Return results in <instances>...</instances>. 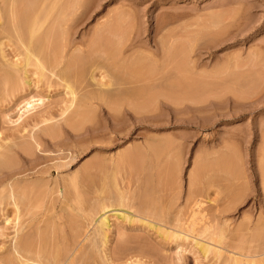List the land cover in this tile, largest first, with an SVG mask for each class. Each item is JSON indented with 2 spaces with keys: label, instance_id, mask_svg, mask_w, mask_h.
Masks as SVG:
<instances>
[{
  "label": "rangeland",
  "instance_id": "1",
  "mask_svg": "<svg viewBox=\"0 0 264 264\" xmlns=\"http://www.w3.org/2000/svg\"><path fill=\"white\" fill-rule=\"evenodd\" d=\"M3 3L4 2L0 0V10H2L1 6ZM122 10H124V12H128V14L127 12L124 13V18L122 16ZM120 12L121 14H119ZM115 14L116 16L118 15L117 17H115L117 18L116 20H118L119 16L121 15L119 22L128 19V21L126 20L128 24L125 23L126 21L121 22V24H124V26L122 25V32L120 29L122 36H118L121 39L119 40V42H124L125 44H123V46L121 44V46L119 47L120 49H123H121L123 51L122 60L119 63L121 68L123 63H127V65L133 63L132 67H134V65H136V59L140 56L144 58L147 57V61H150L152 63L157 62L158 65H162L163 63L164 66V70L162 71L164 73L162 75H157L158 77L154 75L153 78L155 77V79H151V83H147L145 80L140 78L141 80L146 82V84L140 81L139 77L130 75L127 71L126 72L128 74L124 72V70H122L124 68L121 69L119 66H117L119 67V70L117 72V67H115L113 73L118 74L119 78L121 75V78L125 80V83L124 80H122L124 85H121V87L124 86L122 88L123 92H125L124 89L126 87L125 90H129L127 91V94H130L129 96L132 97V99L134 98L133 101H131L132 99H130L129 101L132 103V105L135 100L136 102H138V104H141L140 101L142 100L139 101L140 98H138V96L142 98V95H145L146 92L148 93L149 91V93H153L154 91L156 93L157 90L158 92H160L159 89L162 88L164 89H162L161 91H164L165 94L168 93L171 95L168 97L164 96V99L161 97L158 103L155 102V104L154 101H152L153 103L151 104V107L147 108L148 111L142 109L139 112L137 110L135 111L134 108L132 109L131 107L130 108L132 110L130 108H128L129 110L122 109L124 112H121V110L118 111L117 114L116 112L112 111V114H114L113 116L115 117H113V119L115 120H112L111 115V118L109 119L107 111H109L110 109L108 110V107H106V105L103 106L105 108V111L104 108L100 106L98 107V104L88 105L87 107H90V116L94 117L90 119L91 121L87 122L88 124L85 123V126L81 131H74L69 126H65L67 129H65V131H61L60 136L55 139H51L49 136L43 135L42 129L49 124H54L55 122L63 123V120H65V118H67V116L72 113L71 111L63 113L65 107H72L73 104L71 100L74 97L71 96L70 93H68V89H66V87L64 86L66 80L60 79L56 74L51 75L48 70V72H46L47 75H45L46 77H40V79L38 74L33 76L30 75V78L32 80L34 78V80H36H33V86L26 83L23 85L22 82H24V80H20L22 81V84L20 83L22 87L19 85V88L17 87L16 91L12 92L9 89H1L0 158L8 156L9 161L4 167L1 168L0 179L3 177H13L11 181L15 179L17 181H14V187H12L14 188V190L12 188L9 190L8 187L4 189L1 188L3 190H7L3 191V195L0 194V198L2 197L0 199V260L7 253H10V249H12L11 247L13 246V241H15L18 235H21V231L22 234L25 233V225L27 226L28 224H30L31 226H29L31 228H29L28 226L27 228L30 231H33V233L37 234V238L34 234L35 237H33V245H35L34 247L38 249H34L37 256H34V253L31 254L33 256L30 255L31 258H34V260L36 261H33L34 263L32 262L31 264H37V261H42L44 264H51L49 263V261L54 259L55 256H53V258H50L49 261L47 260V258L52 256L53 249L61 248V251L58 250L61 254H58L59 256L64 255L62 249L66 245L70 246V244H72L73 242V239L76 240L75 237H71V235H77L75 233H78V225L83 226L81 224L83 221V223H87H84V225L86 224L85 228L87 227L88 230L86 229V231L85 228L83 229L82 227H80V229L82 228L83 234L81 236L82 239L80 238L79 240H81L82 242V251L85 252L84 254L87 253V259L85 258V261L90 259L89 262L93 260V264H103L104 262L101 263L100 257L101 255L103 256L104 253L102 254L101 252H104L105 248H103L104 250L102 249V247L98 248L99 250L97 251L94 249V252L97 253V255L95 254V258L99 257L96 258L95 262L94 257L93 259L91 258L92 251L89 250L91 248L90 242L85 241L88 240L87 236H90L94 228L96 227H94V225H98L97 222H99V217H97L93 221L92 218H84V216L87 215V212H89V210L90 212H92L93 208L90 209V205L91 207H94V201L98 197V194L96 193L99 192V187L104 184L102 182L105 181H103V179H106L107 181L110 176H116L119 178L116 179L117 183L120 180V182L118 183L119 187L120 183H122L121 186H125V183L127 185L128 180H130L131 183L128 181L130 184H132L133 182V185H135L136 187L138 184H134V180L137 183L139 181H137V179H140L141 181V177L146 179V177L153 176V183L157 182V184L155 183L156 185H158L157 187H159L160 184L161 188H163H160L162 191L159 188V190L157 189V192L160 191V193H158L161 194V196L157 197L158 199L161 198L162 200L160 201L163 202L162 205L159 204L160 201L158 202V204L160 205L158 206L159 210H162L165 213L166 210L168 211L171 208L167 216H172V214L170 213L176 214V216L173 214V220H171L170 217L169 219L177 223V229H175L176 227L175 225H173L176 223H173L171 225L172 227L170 226V223L168 221H166L167 223L165 222V224H163L165 220H169L166 216L165 218H163V220L165 219L163 223H161L162 221H160L159 219L155 220L153 217H151V215H148V217L150 216V221L159 223L161 226L165 227L169 231L171 230L174 233H181L180 231H183L185 229L188 231L196 209L197 211H199L198 205L193 206L195 202L193 204L192 202H187L190 200L188 199V193H190L191 189L193 188L192 184L190 185L192 180L191 177L194 175L193 173H195L198 164L200 165V163L198 162H200V160H202L203 162L204 160L205 165H207L208 167V169L205 170L208 173L206 174L204 171L206 176L205 174L203 175L205 179V181L204 179L203 181L206 182L207 180V185H210V187H208L207 185H203V181L201 180L203 187L201 188V185H199V188H201V192L204 187L207 189H204L206 191H203L202 196L206 195L209 192L206 196L203 197L202 201L204 202V204L202 203V207L204 206L203 209L207 208V210L204 211H209L208 209H211L210 211L214 212V214H219L218 217L220 219L217 218L216 220L219 221L220 225L218 224V226H216L217 224H214V226L216 228L218 227L217 229L220 230V226L223 228L224 225V233L226 234L227 232L228 234L226 235L225 240H223L226 241L225 244L222 243L224 244V246L221 244L224 250L223 258L222 256H217L214 252H211L210 254L208 253V255L205 256L203 255L204 253L200 250V248L195 245L197 240L203 242L206 241L204 243L214 245L213 241L210 240L211 238L209 235L207 236L209 237V239L207 238V240L205 237L207 234H202L205 235L202 236L200 233H198L197 228L200 227L198 223V225H196L197 228L195 227L197 232L188 231L190 236L187 235V239L182 235V238L180 237L179 240L176 237H169L167 238V240H165V238H162L159 236V234L155 233V230H151L148 226L140 225V222L130 224L128 222L122 221L121 219H119L118 221V218L112 217L110 219L112 226L109 232L110 238H112L110 239L109 248L112 249L114 246L115 249L116 243L119 244L118 241L121 242L120 237L118 236V234L121 235V233H119L118 230L124 227L125 232L127 233L124 232L123 234H125L126 236L122 237L123 239L128 238V243L125 240L123 241L126 242L127 246L130 245L131 247L135 248L134 249L128 246L130 247V249H132L130 250L127 247L129 249V253L130 251H134L133 255L132 253L128 255V250H125L126 252H124L123 250L119 254L117 253L116 258L114 257L115 260H117L114 261L116 262L115 264H118V261L120 264H131L134 261L133 259L136 258H133V256H135L137 253L136 249L138 248L136 247L138 245H145L144 248L147 249V253L145 254V256L144 254L138 255V258L145 257V259L141 258L142 261H146H144V264H264V192L262 185L263 180L261 178L264 172V0H88L87 5L79 14L80 16L78 22L74 25V31L78 32L79 34H74V31L71 29V31H73L71 32L72 39H74V42L77 43L72 50L80 48L82 46L85 47V45L88 43V40L94 36L95 30H97L99 26L101 27L103 23H106L107 20L112 18L113 15L115 16ZM125 16H128V18H126ZM131 17L133 20L131 19ZM119 22L117 21V23ZM109 31L112 32V30ZM109 31L106 33L104 31L102 34H105V36L102 37L105 40H109L110 38L112 41H118V39L116 40V35L120 34V32L116 34L115 32L118 31L116 30L115 32L113 31V33L115 34H110ZM113 35H115V38L113 37ZM85 41L86 44H84ZM6 49L7 53L9 52V50L11 52L8 53L7 59L10 58L9 60L17 61L16 58H21L22 55L19 57L13 56H18L17 53L20 52V49L16 52L15 49L18 48L15 44L12 47L10 46ZM99 57H96L98 60L95 58V62L97 63V65H101L100 63L106 61V59H103L102 56ZM21 59H19V62ZM89 62L87 63L88 65L82 68L83 70L80 69L79 72V75L82 76H79L78 78L81 87H84V85L87 84L86 82H88V84L93 82L90 77H87L86 73L88 71L86 68L89 66ZM95 62L92 61L93 64L91 63L92 65H90V67L94 66ZM174 65H177L178 67L176 71ZM90 67H88V69ZM31 69L35 70V67L34 69L33 67H31ZM105 71L106 69L104 68L103 70L98 69L97 71H95V74L97 76L96 78L98 80H96L97 82H109L111 77L109 78L108 73H105ZM76 73L73 72L74 76L72 75V77L70 76V74L69 78L77 80L74 78L76 76ZM197 78L199 81L197 80ZM66 79L70 80L68 78ZM96 81H94L92 84H94ZM173 86L175 87L174 90ZM203 87L205 89H203ZM142 92L144 93L142 94ZM222 93L224 95H222ZM33 95H35V97H40L41 95L46 96L45 103L41 105V107L39 106L35 110H32V112L30 111L29 113L24 114L22 116L23 118H20V115H22L21 113H24L25 109V107H23V100ZM133 96H135L136 98ZM172 97H174L175 99ZM242 99L245 100L242 101ZM135 105L137 106V104ZM147 105L150 106V103H148ZM74 108H76L75 105ZM72 110L74 109L72 108ZM44 111H47L48 113L50 112L48 114L49 116H47L50 118V121H48V118L47 121H44L42 119L44 121L42 122L41 112ZM115 114L117 117L115 116ZM51 116L53 117V119ZM60 120L63 122H61ZM116 127L118 128V131ZM112 128L115 129L112 131ZM102 130L105 133L108 131L109 132L107 133V135H104V132ZM97 132H99V134ZM95 134L98 135L95 136ZM165 139L167 143L164 142ZM162 143L164 145H162ZM139 144L141 145V148H138V146L140 147ZM163 146L165 148H162ZM132 149L137 150L136 153L138 155L134 153L135 157L130 158L131 161L128 159L127 161L122 160V162H119V155L121 156V154L125 153V151H131ZM230 150H233V153ZM168 153L170 156L168 155ZM112 156L117 157L116 164L108 160V158L111 160ZM150 160H152L153 163ZM205 160H207V163ZM208 162L210 167L208 166ZM151 164L153 165L151 166ZM232 169L236 170L233 171ZM18 177H21L20 180L22 179V182L24 180L27 181L22 184L20 183L21 181H19ZM73 177L79 179L81 181V185L79 184V180H76L78 182L77 185V182L75 183V179ZM9 181L10 180H8L7 183H9ZM73 181L74 185H76L77 187L80 186V190L77 188L78 193H75L76 189H74L75 186L73 185V183L69 184V182ZM140 181L139 183H141L142 181L144 182V180H142L141 182ZM129 183V186H127L129 188H132L130 187L131 185ZM26 187L29 188L27 189ZM128 187L126 188L129 190ZM135 187H133V189ZM230 187L233 189L238 188L233 191H235L236 198L240 197V200L237 199V201H235L236 199L232 198L235 196L229 194L232 191V189H229ZM243 187L245 190L243 189ZM68 188L70 190H68ZM124 188L125 187H123V189ZM21 189H23V191ZM54 189L56 192L53 191ZM82 189L84 192L81 191ZM95 189H98V191ZM225 190H227L228 192H225ZM12 191L15 197L12 195ZM69 191L72 192V194ZM80 191L82 194L86 192L85 195L87 196H81L82 200L84 198H87L89 200L84 199L83 201L79 200L77 202L76 199L80 198ZM21 192L22 194H25L22 195ZM177 192L179 193L177 194ZM67 193L71 195V198L77 197V194L79 195V197L73 200L69 197V195L67 198ZM126 193H128V191ZM238 193L240 194L236 195ZM92 194L94 196H92ZM63 195L66 200L65 198H62ZM72 195H74V197ZM241 196L243 199L241 198ZM21 197L23 198L21 199ZM15 198L17 199L18 203ZM67 199L73 201L71 202ZM63 200H65L66 203ZM233 200L235 202H233ZM86 201H91L94 203H87ZM16 203L18 207L15 206ZM232 203L236 204L233 205ZM66 204H69V207L67 205L68 208L66 206L64 207V205ZM84 204H86V206ZM227 205L229 206V210L227 211L228 213L223 212V214H220L223 211V208L225 209ZM231 205L232 209L230 210ZM61 207L65 208L64 211L66 210V208L67 211L68 209L70 211H73L76 216H78L77 214L80 212L79 216L81 218H78V222L79 220H82L80 221L81 223H75L77 222V218L76 216H72L73 218H76V220L74 221L75 226H78L77 229L74 227L73 230H77L74 232V234L73 230H69L71 229L69 225L71 223L73 224V222H69L68 218L70 214H74L71 212L70 214L67 213L68 219H66V213L63 211V209L61 210ZM72 207H76L77 209L73 210ZM167 207L169 209H167ZM192 207H196L194 208L195 210ZM79 208H81L80 211ZM164 208L166 209L164 210ZM218 208L222 209L220 210L221 212L218 211ZM6 209L8 210L6 211ZM203 209L200 210L203 211ZM18 211L21 213V215L18 214ZM134 212L135 213H133L132 211L131 214L137 216L136 211ZM6 213H8L9 215L6 216ZM93 213L94 210L91 215H89V217L92 216ZM15 214L21 216V219L18 220V217ZM5 216L6 218H10L9 221H6ZM52 216L54 218H51ZM177 216L181 218V220L178 219ZM175 217H177L180 223H182V225H179V227V221L174 220ZM87 219L93 222L91 223L90 221V223H88L89 221H87ZM13 220H15V222ZM17 220L20 222V224H17ZM216 220L214 221L215 223H217ZM22 223L23 225H25L23 226ZM89 224H91V226ZM18 225H20V229L18 228ZM73 225L71 227H73ZM185 225H187L188 227H185ZM23 227H25V230ZM253 227L256 229H254ZM28 229L27 231H29ZM31 229H34L35 231L37 229V232H34V230ZM124 229L121 230L124 231ZM217 229H214L216 233L219 232ZM17 230L20 234H18ZM69 234L71 235L68 239ZM194 234H197L198 236ZM192 235H194L196 239L193 238L194 236ZM67 239L69 240L68 243ZM192 239H194V241ZM85 243H88L90 247H87ZM256 244H258L259 246ZM8 247L10 249H8ZM68 248V251L65 248L64 250L69 252ZM42 249L44 250V253H42ZM48 249L51 251V256L48 253L46 254V257H48L44 258L45 256H43V254L45 255V251L46 253L50 252L48 251ZM84 249L87 250L84 251ZM56 251L55 254H57ZM98 251H101V254H98ZM229 256L230 258H227ZM218 257L219 259L217 260ZM233 257L240 260H237L236 262ZM125 259L127 260V262ZM32 260L33 259H31V261ZM128 261H130V263ZM84 263L85 262L83 261V263L81 262L80 264ZM0 264L3 263H1L0 261Z\"/></svg>",
  "mask_w": 264,
  "mask_h": 264
},
{
  "label": "bare ground",
  "instance_id": "2",
  "mask_svg": "<svg viewBox=\"0 0 264 264\" xmlns=\"http://www.w3.org/2000/svg\"><path fill=\"white\" fill-rule=\"evenodd\" d=\"M2 2H4L3 4H2V6H1V8H2V10H0V91H1V89L2 90H4V89H9L10 91H16V89H17V87L19 88V85H20V83L24 80V82H22L23 83V85L26 83V84H30L31 86H33L32 85V83H33V80L35 79H31L30 78V75H39V79H40V77L41 78H43L45 75H47V73L46 72H48V70H49V73H51V75H57V77H59L60 79H62V80H66V83H64V86L66 87V89H68V93H70L71 94V96H74L73 97V99L71 100V102H72V107H70V106H68V107H65L64 108V111H63V113H65V112H67V111H71L72 113L69 115V116H67V118H65V120H63V121H61V122H63V123H54V124H49V125H47L45 128H43L42 130H43V135H46V136H49L51 139H55V138H57L58 136H60L61 134V131H65V129H67L66 127L67 126H69L70 128H72L74 131H81L83 128H84V126H85V123L86 124H88L87 122H89V121H91L90 119L91 118H93L92 116H90V107H87L88 105H93V104H98V107L100 106V107H102V108H104L103 106L104 105H106V107H108V110L109 111H107V109H106V111L108 112L107 114H108V117H109V119L112 117V120H115V119H113V115L114 114H112V111H114V112H116V114H117V112L118 111H121L122 109H124V110H129L128 108H134V110L136 111H139L140 112V110H142V109H145V110H147L148 111V107H151V104L153 103L152 101H154V104H155V102H157L158 103V101L160 100V98L162 97H164V96H170L171 94H168V93H166L165 94V92L164 91H161L162 89H164V88H162V89H159L160 90V92H158V90H157V92L155 93L153 90V93L151 92V90H150V92L151 93H149V91H148V93L146 92V94L144 95L143 93L144 92H142V98L140 97V96H138V98H140L139 99V101L140 100H142V101H140L141 102V104L139 103L138 104V102H136V100H135V102H133V105H135V104H137V106L135 107V106H133L132 105V103L129 101L130 99H132V97H130L128 94H127V91H129V90H125L126 89V87H125V89H124V91L125 92H123V90H122V88L124 87V86H122L121 87V85L123 84L124 85V83H125V80L124 79H122L121 78V75H120V78H119V75L118 74H116V73H113L114 72V69H115V67H117V66H119L120 68H121V66H120V62H121V60H122V50L119 48L120 46H121V44H122V46H123V44H124V42L123 41H121V42H123V43H120L119 42V40H121L120 39V37H118V36H122V34H121V32H122V27L124 26V24H121V22H125L126 20L128 21V19H126V20H123V21H121V22H119V19H120V16H119V19L118 20H116L117 18H115V17H117L119 14H121V12L116 16V14H115V16L113 17L112 16V18H110L109 20H107V22L106 23H103V25H101V27L99 26V28L97 29V30H95V33H94V36L92 37V38H90L89 40H88V43L86 44V41H85V43L84 44H86L87 45V47H86V45H85V47L84 46H82V44H81V46L82 47H80V48H77V49H74V50H72L73 49V47L77 44V43H75L74 42V39H72V35H71V32H73L74 31V25H75V23H77L78 22V19H79V14H80V12L82 11V9L87 5V3H88V0H2ZM127 4V3H126ZM88 8V7H87ZM132 10V9H131ZM123 11V14H122V16L124 15V13H126V12H124V10H122ZM137 12V11H136ZM114 13H115V11H114ZM113 13V14H114ZM127 14H128V12H127ZM131 14V13H130ZM129 14V15H130ZM136 15V14H135ZM82 16V15H81ZM84 16V15H83ZM137 16V15H136ZM126 17V16H125ZM123 18H124V16H123ZM126 18H128V16L126 17ZM83 19V18H82ZM131 19H132V17H131ZM121 20H122V17H121ZM130 20V19H129ZM133 20V19H132ZM171 20V19H170ZM83 21V20H82ZM117 21L119 22V23H117ZM127 21L125 22V23H127ZM121 26H120V25ZM128 24V23H127ZM126 24V25H127ZM77 25V24H76ZM82 25V24H81ZM123 25V26H122ZM131 25V24H130ZM71 29L73 30V31H71ZM115 29V30H114ZM120 29H121V32H120ZM174 29V28H173ZM78 30H80V29H78ZM109 30H112V32L111 31H109V33L111 34V33H113V31L115 32L116 30H118L117 32H115L116 34L117 33H119L120 32V34H117L116 35V40L118 39V41H112L110 38H109V40H105L102 36H105V34H102L104 31H105V33L106 32H108ZM134 30V29H133ZM178 30V29H177ZM89 31V30H88ZM124 32V31H123ZM74 34L75 33H77V34H79L78 32H73ZM115 33H113V34H115ZM136 33V32H135ZM170 33V32H169ZM93 34V33H92ZM128 34V33H127ZM161 34V33H160ZM168 34V33H167ZM108 35V34H107ZM111 37V36H110ZM113 37L115 38V35H113ZM112 37V38H113ZM163 37V36H162ZM108 38V37H107ZM114 40V39H113ZM159 40H161V39H159ZM158 40V41H159ZM126 41V40H125ZM120 44H119V43ZM129 42V41H128ZM131 42V41H130ZM166 42V41H165ZM171 43V42H170ZM16 45V47L18 48V49H15L16 50V52H17V50H19L20 49V52L19 53H17V55L18 56H16V55H13V56H15V57H19V56H21V58L19 57V59H21L20 60V62H19V59L18 58H16L17 59V61H13V60H9L10 58H8L7 59V56H8V53H11L10 52V50H9V52L7 53L6 52V48H8V47H12L13 45ZM125 45V44H124ZM166 46H167V43H166ZM78 47V46H77ZM124 48V47H123ZM189 49V48H188ZM187 49V50H188ZM14 50V49H13ZM12 50V51H13ZM174 50H175V48H174ZM173 50V51H174ZM184 50V49H183ZM167 51V50H166ZM165 51V52H166ZM128 52V51H127ZM171 52V51H170ZM169 53V52H168ZM136 54V53H135ZM173 54H175V53H173ZM172 54V55H173ZM139 55V54H138ZM142 55V54H141ZM171 55V56H172ZM184 55V54H183ZM9 56H10V54H9ZM13 56H12V59H13ZM99 56H102V58L104 59H106V61L105 62H103V63H100L101 65H97V63L95 62V60L97 59L96 57H99ZM105 56V57H104ZM176 56V55H175ZM186 56V55H185ZM96 58V59H95ZM137 58V57H136ZM94 59V60H93ZM99 59H100V57H99ZM127 59V58H126ZM98 60V59H97ZM102 60V59H101ZM131 60V59H130ZM134 60V59H133ZM148 59H147V57H138L137 59H136V65H134V67H132V65H133V63H130V65H127V63L125 64V63H121L122 64V68H124V69H122V70H124V72H128L130 75H135V76H137V77H139V79L141 78V79H143V80H145L147 83L148 82H150V80L151 79H155V77L153 78V76L154 75H162L164 72H162L163 70H164V66H163V63H162V65H158L157 64V62L156 63H152V62H150V61H147ZM157 60V59H156ZM90 61V62H89ZM92 61L93 62H95V64H94V66H92V67H90V65H92L93 63H92ZM89 62V66L88 67H90L89 69H88V67L86 68L88 71L86 72L85 70V72L87 73V77L89 78H91L92 79V81L94 82V81H96L97 80V76H96V74H95V71H97L98 69H102L103 70V68L104 69H106V71H105V73H108V75H109V78H110V80H109V82H102L101 83V81H99V82H95L94 84H92V83H89L88 84V82H86L87 84H85L84 85V87H81L80 85L81 84H79V80H78V78H79V72H80V69H82V68H84V67H86V65H88L87 63ZM107 62V63H106ZM124 62V61H123ZM184 62V61H183ZM92 63V64H91ZM135 64V63H134ZM138 64V65H137ZM185 64H186V62H185ZM184 64V65H185ZM136 66H138V67H136ZM183 66V65H182ZM31 67H33V69H34V67H35V70H32L31 69ZM119 67H117L116 68V70H117V72H118V68ZM174 67H175V71H176V69H178V67H177V65H174ZM180 67V66H179ZM83 70V69H82ZM166 71V70H165ZM73 72L74 73H76V72H78V73H76V76L74 77L75 79H77V80H73V78L72 79H70L69 78V75L72 77V75L74 76V74H73ZM84 72V73H85ZM126 72V73H127ZM160 72H162V73H160ZM186 72V71H185ZM31 73V74H30ZM102 73V72H101ZM104 73V74H105ZM113 73V74H112ZM127 73V74H128ZM171 73V72H170ZM176 73V72H175ZM24 74V75H23ZM78 74V75H77ZM100 74V73H99ZM124 74V73H123ZM172 74V73H171ZM50 75V74H49ZM50 75V76H51ZM83 75V74H82ZM174 75V74H173ZM31 76V77H32ZM36 77V76H35ZM46 77V76H45ZM80 77H82V76H80ZM86 77V78H87ZM99 77V76H98ZM107 77V76H106ZM126 77V76H125ZM158 77V76H157ZM156 77V78H157ZM199 77V76H198ZM213 77V76H212ZM58 78V79H59ZM66 78H68V79H70V80H67ZM101 78V77H100ZM134 78V77H133ZM38 79V78H37ZM80 79H82V78H80ZM90 79V80H91ZM112 79V80H111ZM136 79V78H135ZM140 79V81H142L144 84H146V82H144L143 80H141ZM208 79V78H207ZM20 80H22V81H20ZM48 80V79H47ZM61 80V81H62ZM88 80V79H87ZM86 80V81H87ZM102 80V79H101ZM122 80H124V83L122 82ZM191 80V79H190ZM197 80H198V78H197ZM34 81H36V80H34ZM42 81V80H41ZM108 81V80H107ZM133 81V80H132ZM199 81V80H198ZM39 82V81H38ZM83 82V81H82ZM85 82V81H84ZM139 82V81H138ZM167 82V81H166ZM19 83V84H18ZM21 83V84H22ZM151 83V82H150ZM163 83H164V81H163ZM193 83H194V81H193ZM192 83V84H193ZM143 84V85H144ZM196 84V83H195ZM200 84V83H199ZM152 85V84H151ZM169 85V84H168ZM210 85V84H209ZM21 86V85H20ZM36 86V85H35ZM191 86V85H190ZM22 87V86H21ZM20 87V88H21ZM150 87V86H149ZM160 87V86H159ZM158 87V88H159ZM174 87V86H173ZM175 87H176V85H175ZM175 87L173 88V90L175 89ZM219 87V86H218ZM225 87V86H224ZM223 87V88H224ZM166 88V87H165ZM168 88V87H167ZM179 88V87H178ZM133 89V88H132ZM171 89H172V87H171ZM203 89H205L204 87H203ZM144 90V89H143ZM202 90V89H201ZM8 91V90H7ZM67 91V90H66ZM146 91V90H145ZM167 91V90H166ZM180 92V91H179ZM217 92V91H216ZM129 93V92H128ZM171 93V92H170ZM176 93V92H175ZM214 93V92H213ZM127 94V95H126ZM168 94V95H167ZM141 95V94H140ZM177 95V94H176ZM212 95V94H211ZM222 95H224L223 93H222ZM129 96V97H128ZM190 96V95H189ZM26 97V96H25ZM37 97V96H36ZM35 97V95H33V96H29V97H27L25 100H23L24 101V105H23V107H25V109H24V113H21L22 115H20V118H23L22 116L24 115V114H26V113H29L30 111L32 112V110H35L37 107H41V105H43L44 103H45V97L46 96H40V97H37L36 98ZM79 97H81V98H79ZM133 97H135V96H133ZM167 97H165V98H167ZM175 97V96H174ZM174 97H172V98H174ZM178 97V96H177ZM209 97V96H208ZM234 97V96H233ZM242 97V96H241ZM23 98V97H22ZM136 98V97H135ZM137 98V99H138ZM144 98V99H143ZM238 98V97H237ZM2 99V98H1ZM79 99V100H78ZM134 99V98H133ZM133 99L131 100V101H133ZM164 99V98H163ZM169 99V98H168ZM175 99V98H174ZM179 99V98H178ZM193 99V98H192ZM218 99V98H217ZM241 99V98H240ZM195 100V99H194ZM204 100V99H203ZM235 100H236V98H235ZM245 99H242V101H244ZM248 100H250V99H248ZM168 101V100H167ZM181 101H184V100H181ZM188 101V100H187ZM241 101V100H240ZM196 102V101H195ZM135 103V104H134ZM148 103H150V106L149 105H147ZM201 104V103H200ZM74 105H75V107L76 108H74ZM158 105V104H157ZM156 106V105H155ZM72 108L74 109V110H72ZM130 108V109H131ZM156 108V107H155ZM131 109V110H132ZM150 109V108H149ZM145 110H144V112H145ZM235 110V109H234ZM92 111V110H91ZM97 111V110H96ZM104 111H105V108H104ZM113 112V113H114ZM121 112H124L123 110L121 111ZM143 112V111H142ZM193 112V111H192ZM42 114V117H41V120L43 119L44 121L46 120L47 121V119L49 118V117H47V116H49L48 114L50 113H48L47 111H44V112H41ZM135 113H137V112H135ZM210 113V112H209ZM116 114H115V116H116ZM132 114V113H131ZM139 114V113H138ZM189 114V113H188ZM202 114V113H201ZM200 114V115H201ZM205 114V113H204ZM51 115V114H50ZM110 115H111V117H110ZM39 116V115H38ZM37 116V117H38ZM62 116V115H61ZM107 116V115H106ZM138 116V115H137ZM140 116V115H139ZM198 116V115H197ZM52 117V116H51ZM117 117V116H116ZM115 118V117H114ZM121 118V117H120ZM38 119V118H37ZM52 119H53V117H52ZM108 119V120H109ZM187 119V118H186ZM18 120H20V119H18ZM42 120V122H44ZM56 120V119H55ZM93 120V119H92ZM179 120H180V118H179ZM215 120V119H214ZM48 121H50V118H49V120ZM137 121V120H136ZM135 121V122H136ZM109 122H111V121H109ZM147 122V121H146ZM119 123V122H118ZM113 124V123H112ZM45 126V125H44ZM66 126V127H65ZM116 126V125H115ZM114 126V127H115ZM125 126V125H124ZM68 127V128H69ZM105 127V126H104ZM103 127V128H104ZM117 128V127H116ZM71 129V130H72ZM90 129V128H89ZM115 128H112V131L114 130ZM119 130H121V129H119ZM39 131V130H38ZM98 131V130H97ZM103 131V130H102ZM102 131H101V135H102ZM117 131H118V128H117ZM123 131V130H122ZM121 131V132H122ZM126 131V130H125ZM104 132V131H103ZM109 132V131H108ZM108 132H104V135L106 134L107 135V133ZM215 132V131H214ZM98 134H99V132H97ZM117 133V132H116ZM119 133V132H118ZM98 134H95V136L96 135H98ZM120 134H122V133H120ZM168 135H169V133H168ZM167 135V136H168ZM100 136V135H99ZM113 136V135H112ZM126 136V135H125ZM79 137V136H78ZM109 137V136H108ZM148 137V136H147ZM237 137V136H236ZM243 137V136H242ZM96 138V137H95ZM168 138V137H167ZM232 138V137H231ZM28 139V138H27ZM43 139V138H42ZM60 139V138H59ZM83 140V139H82ZM97 140V139H96ZM155 140V139H154ZM177 140V139H176ZM226 140V139H225ZM52 141V140H51ZM78 141V140H77ZM101 141V140H100ZM156 141V140H155ZM158 141H159V139H158ZM175 141V140H174ZM218 141V140H217ZM111 142V141H110ZM164 142H166V139H165V141ZM172 142V141H171ZM108 143V142H107ZM158 143V142H157ZM167 143V142H166ZM233 143V142H232ZM77 144H78V142H77ZM81 144V143H80ZM79 144V145H80ZM101 144V143H100ZM135 144V143H134ZM159 144V143H158ZM168 144H169V142H168ZM89 145V144H88ZM99 145V144H98ZM140 145V144H139ZM151 145V144H150ZM162 145H164L163 143H162ZM66 146V145H65ZM71 146H72V144H71ZM103 146V145H102ZM182 146V145H181ZM88 147V146H87ZM86 147V148H87ZM146 147V146H145ZM77 148V147H76ZM97 148V147H96ZM138 148H141V145H140V147L138 146ZM157 148V147H156ZM162 148H165L164 146L162 147ZM82 149V148H81ZM145 149V148H144ZM154 149V148H153ZM229 149V148H228ZM54 150V149H53ZM149 150V149H148ZM160 150V149H159ZM262 150V149H261ZM136 151L137 150H129V151H125V153H123V154H121V156L119 155V157H118V160H119V162H122V160L123 161H127L128 159L131 161V159L130 158H132V157H135V155H134V153L136 154V155H138L137 153H136ZM141 151V150H140ZM139 151V152H140ZM156 151V150H155ZM157 151H158V149H157ZM177 151V150H176ZM231 151V150H230ZM233 151V150H232ZM231 151V152H232ZM31 152H33V151H31ZM30 152V153H31ZM79 152V151H78ZM124 152V151H123ZM147 152V151H146ZM160 152V151H159ZM202 152V151H201ZM253 152V151H252ZM82 153V152H81ZM161 153V152H160ZM160 153H159V155H160ZM213 153V152H212ZM227 153V152H226ZM233 153V152H232ZM117 154V153H116ZM119 154V153H118ZM143 154V153H142ZM240 154V153H239ZM5 155V154H4ZM106 155V154H105ZM168 155H169V153H168ZM167 155V156H168ZM227 155V154H226ZM259 155V154H258ZM1 156V155H0ZM70 156V155H69ZM166 156V157H167ZM170 156V155H169ZM216 156V155H215ZM220 156V155H219ZM3 157V156H2ZM100 157V156H99ZM147 157V156H146ZM151 157V156H150ZM150 157H149V159H150ZM165 157V156H164ZM228 157V156H227ZM116 158L117 157H111V160L108 158V160L109 161H111V162H113V163H117L116 161ZM144 158V157H143ZM180 158V157H179ZM199 158V157H198ZM217 158V157H216ZM224 158V157H223ZM231 158V157H230ZM51 159V158H50ZM136 159V158H135ZM138 159V158H137ZM205 159V158H204ZM221 159V158H220ZM229 160V159H228ZM239 160V159H238ZM237 160V161H238ZM8 161H9V157L8 156H4L3 158H0V170H1V168L2 167H4L7 163H8ZM100 161V160H99ZM140 161H141V158H140ZM140 161H138V162H140ZM143 161H144V159H143ZM151 162H152V160H150ZM171 161V160H170ZM206 161V163H207V160H205ZM218 161V160H217ZM225 161V160H224ZM104 162H105V160H104ZM149 162V161H148ZM156 162V161H155ZM202 160H200V162H198V163H200V165L198 164V167H197V169H196V171H195V173H193L194 175V177L192 176L191 178H192V180H191V183H190V185L192 184V189H191V191H190V189H189V191H190V193H188V199H190L189 201H187V202H192V204H193V206L194 205H198V209H199V211H197V209H196V212L194 213V215H193V217H192V219L193 220H191L192 221V223H191V225H190V227H189V229H188V231L189 232H191V231H195V232H197V230H198V233H200L201 235L202 234H207L206 236L205 235H202V236H205L206 237V239L208 238L209 239V237H207L208 235L210 236V240H212L213 241V244L214 245H210V244H208V243H204V242H206V241H199V240H197L196 241V243H195V245H197L199 248H200V250L204 253L203 255H208V253L210 254L211 252H214V253H216V255L217 256H222V258H223V256H224V250H223V247H222V245L224 246V244H225V242L226 241H223V240H225V238H226V235H228L227 234V232H226V234L224 233L225 231H224V225H223V228L220 226V230H218L215 226H214V224L216 225V226H218V224H219V221L218 220H216L217 218L218 219H220L218 216H219V214L217 215V214H214V212H211L210 210L211 209H208L209 211H204V210H207V208H205V209H203V207H202V203L204 204V202L202 201L203 200V197L204 196H206V195H204V196H202V193H203V191H206L207 189L204 187V189H206V190H204V189H202V192H201V188H203L202 187V182H201V180L203 181V179H204V177H203V175L206 173H208V172H206V170L208 169V167H207V165H205V162H204V160H203V164L205 165H203L202 163ZM241 162V161H240ZM239 162V163H240ZM109 163V162H108ZM127 163V162H126ZM153 163V162H152ZM150 164V163H149ZM230 164V163H229ZM111 165V164H110ZM113 165V164H112ZM148 165V164H147ZM153 164H151V166H152ZM118 166H120V165H118ZM143 166V165H142ZM172 166V165H171ZM176 166V165H175ZM196 166V165H195ZM208 166L210 167V165H209V162H208ZM218 166V165H217ZM112 167V166H111ZM158 167V166H157ZM170 167V166H169ZM205 167H207V168H205ZM214 167V166H213ZM223 167V166H222ZM109 168H110V166H109ZM114 168V167H113ZM122 168V167H121ZM130 168H132V167H130ZM148 168V167H147ZM218 168V167H217ZM141 169H142V167H141ZM206 169V170H205ZM226 169V168H225ZM112 170V169H111ZM133 170H135V169H133ZM212 170V169H211ZM214 170V169H213ZM219 170V169H218ZM233 170V169H232ZM236 170V169H235ZM235 170H233V171H235ZM114 171V170H113ZM119 171V170H118ZM131 171V170H130ZM145 171H147V170H145ZM204 171H205V173H204ZM227 171V170H226ZM123 172H124V170H123ZM170 172H172V171H170ZM212 172V171H211ZM41 173V172H40ZM106 173V172H105ZM115 173V172H114ZM120 173V172H119ZM179 173V172H178ZM225 173V172H224ZM233 173V172H232ZM117 174V173H116ZM206 174H205V176H206ZM219 174H220V172H219ZM226 174H227V172H226ZM209 175H211V174H209ZM222 175V174H221ZM241 175V174H240ZM8 176V175H7ZM213 176V175H212ZM217 176V175H216ZM140 177V176H139ZM164 177V176H163ZM162 177V178H163ZM174 177V176H173ZM201 177H202V179H201ZM218 177V176H217ZM225 177V176H224ZM230 177H232V176H230ZM244 177V176H243ZM13 177H3V178H1L0 179V194H2L3 195V191H5V190H7V189H5V190H3L4 188H6V187H8L9 188V190L12 188V187H14V181L16 180H13V181H11V179H12ZM19 178V177H18ZM21 178V177H20ZM20 178H19V181H21L20 180ZM24 178V177H23ZM75 180V183L79 180V179H76L75 177H73ZM102 178V177H101ZM105 178V177H104ZM107 178V177H106ZM168 178V177H167ZM223 178V177H222ZM240 178V177H239ZM242 178V177H241ZM262 178V185H263V192H264V172H263V176L261 177ZM64 179V178H63ZM89 179V178H88ZM116 179H119L118 177H109L108 179H107V181H106V179H103V181L104 182H102V183H104V184H100L101 186L99 187L100 188V190H99V192H97L96 194H98V197L96 198V196H95V198H96V200H97V202H96V200L94 201L95 202V204H93L94 202H91V201H88V202H91L92 204H93V206L94 207H91V205H90V209H92V212H93V210H94V213H93V215L92 216H90L89 217V215H91V213L92 212H90V210H89V212H87V215H85V216H87V217H85L84 216V218H92L93 219V221L97 218V217H99V222H97L98 223V225L97 224H95L94 225V230H93V232H92V234L90 235V236H87V239L88 240H85V241H89L90 242V245H91V248L89 249L90 251H92L91 253H92V259H93V257H94V261L96 260V258H99V257H96L95 258V256L97 255V253L96 252H94L95 250L97 251V250H99L98 248H101L102 247V249L103 248H105V250H104V252L102 251H100L102 254H103V256L101 255V257H100V260H101V263H103V264H115L116 262H114V261H117V260H115V258H116V254L118 253H121V251H123L124 250V252H126L125 250H128L127 252H128V255H130L131 253H132V255H133V252L132 251H130V253H129V249H130V245H128V246H130V247H128L127 245H126V242L125 241H127L128 240V238L126 239H123V237H125L126 235L125 234H123L124 232H125V227L124 228H121L122 230L124 229V231H122L121 229H119L118 231H119V233H121V235L120 234H118V236L120 237V240H121V242L120 241H118L119 242V244H117L116 243V246H115V249H114V246H113V250L112 249H110L109 248V243H110V239L112 238H110V235H109V232H110V230H111V226H112V224H111V222H110V219L112 218V217H116V218H118V221H119V219H121L122 221H124V222H128V223H130V224H134V223H137V222H140V225H145V226H148L151 230H155L156 232L155 233H157V234H159V236L160 237H162V238H165V240H167V238H174V237H176L178 240H179V238L181 237L182 238V235H183V237L184 238H186L187 237V235L188 236H190V234L188 233V231L186 230H183V228H182V230L183 231H180L181 233H178V232H176V233H174V232H172L171 230L169 231L168 229H166L165 227H163V226H161L159 223H155V222H152V221H150V216L148 217V215H151V217H153L155 220H157V219H159L160 221H162L161 223H163V221L165 220H163V218H165V216L166 217H168V219H169V217L171 218V220H173L172 218H174L173 216L175 215L176 216V214H174V213H170V214H172V216L171 215H168L167 216V214H169L168 212H169V210H171V208L169 209L168 207H167V209H169L168 211L166 210L165 211V213L161 210H159V207L158 206H160V205H162V201H160V200H162L161 198H159L158 199V197L157 196H161V194H159L160 193V191H158L157 192V189L159 188H161V186H160V184H159V187H157L158 185H156L157 184V182H155V183H153V176L151 177H146V179H144V178H142L141 177V181L142 180H144V182L142 181H140V179H137V181L139 180L141 183H139V181L136 183L135 182V180H134V184H138L136 187H135V185H133V182H132V184H130L131 182H130V180H128L127 181V185H128V183L131 185L130 187H132V188H129L127 185H126V183H125V186H121L122 185V183H120V187H119V182H120V180H119V182L117 183V180ZM156 179V178H155ZM158 179V178H157ZM220 179V178H219ZM232 179V178H231ZM8 180H10L9 181V183H7V181ZM24 180V179H23ZM65 180V179H64ZM71 180H72V177H71ZM77 180V181H76ZM83 180V179H82ZM85 180H87V179H85ZM153 180V181H152ZM161 180V179H160ZM159 180V181H160ZM165 180V179H164ZM164 180H163V182H164ZM215 180V179H214ZM17 181V180H16ZM18 181V182H19ZM27 181V180H26ZM25 180L22 182H20V183H22V184H24V182H26ZM74 181L73 182H69V184L71 183H73V185H74ZM159 181H158V183H159ZM162 181V180H161ZM180 181V180H179ZM204 181H205V179H204ZM203 181V185H207L208 183H207V180H206V182H204ZM41 182V181H40ZM80 180H79V184H80ZM122 182V181H121ZM170 182V181H169ZM175 182V181H174ZM16 183V182H15ZM56 183V182H55ZM168 183V182H167ZM173 183V182H172ZM201 183V184H200ZM39 184V183H38ZM53 184V183H52ZM57 184V183H56ZM77 185H78V182L76 183ZM63 185V184H62ZM81 185V184H80ZM124 185V184H123ZM199 185H201L200 187L201 188H199ZM221 185H223V184H221ZM239 185V184H238ZM64 186V185H63ZM75 186V188L74 189H76V191H77V188L80 190V186H76V185H74ZM99 186V185H98ZM208 186V185H207ZM206 186V187H207ZM218 186V185H217ZM32 187V186H31ZM37 187V186H36ZM54 187V186H53ZM72 187V186H71ZM83 187V186H82ZM87 187V186H86ZM123 187H125L124 189H123ZM126 187H128L129 188V190L126 188ZM133 187H135L134 189H133ZM164 187V186H163ZM170 187V186H169ZM174 187V186H173ZM208 187H210V185L208 186ZM1 188H3V189H1ZM23 188V187H22ZM27 188V187H26ZM29 188V187H28ZM27 188V189H28ZM33 188V187H32ZM55 188V187H54ZM57 188V187H56ZM98 188V187H97ZM121 188V189H120ZM214 188H215V186H214ZM13 190H14V188H12ZM17 189V188H16ZM52 189V188H51ZM127 189V190H126ZM130 189H132V190H130ZM158 189V190H159ZM161 189H163V188H161ZM160 189V190H161ZM167 189V188H166ZM210 189V188H209ZM226 189V188H225ZM229 189H232V191L233 190H236V189H238V188H229ZM243 189H244V187H243ZM8 190V191H9ZM22 191H23V189H21ZM57 190V189H56ZM68 190H70L69 188H68ZM95 190H97L98 191V189H95ZM123 190H125V191H123ZM213 190V189H212ZM223 190H224V188H223ZM245 190V189H244ZM248 190V189H247ZM7 191V192H8ZM17 191V190H16ZM25 191V190H24ZM33 191V190H32ZM42 191V190H41ZM51 191V190H50ZM53 191H55V189L53 190ZM75 191V193H78V191L76 192ZM81 191H83V189L81 190ZM81 191H80V193H79V195H80V198L79 199H76V201L78 202L79 200L80 201H83L84 199H87V198H84L83 200H82V197H83V195H85V193L84 194H82L81 193ZM86 191V190H85ZM128 191V193H126ZM162 191V190H161ZM219 191V190H218ZM227 190H225V192H226ZM232 191L229 193V194H231L232 196L234 195L235 196V191H233V193H232ZM28 192H29V190H28ZM34 192V191H33ZM56 192V191H55ZM70 192V191H69ZM68 192V193H69ZM84 192V191H83ZM91 192V191H90ZM90 192H89V194H90ZM95 192V191H94ZM165 192V191H164ZM219 192H221V191H219ZM228 192V191H227ZM240 192V191H239ZM42 193V192H41ZM53 193V192H52ZM67 193V198H68V195H69V197L71 198V195L70 194H68ZM71 194H72V192H70ZM159 195H158V194ZM166 193V192H165ZM179 192H177V194H178ZM222 193V192H221ZM11 194V193H10ZM14 193H13V191H12V195H13ZM20 194V193H19ZM21 194H22V192H21ZM25 194V193H24ZM24 194H22V195H24ZM28 194V193H27ZM38 194V193H37ZM63 194H64V192H63ZM240 193H238V194H236V195H239ZM242 194V193H241ZM1 195V196H2ZM8 195V194H7ZM11 195V196H12ZM17 195V194H16ZM35 195V194H34ZM33 195V196H34ZM66 195V194H65ZM79 195L77 194V197H79ZM230 195V196H231ZM10 196V195H9ZM14 197H15V195H13ZM19 196V195H18ZM73 197H74V195H72ZM82 196V197H81ZM86 196V195H85ZM89 196V195H88ZM92 196H94L93 194H92ZM209 196V195H208ZM207 196V197H208ZM227 196V195H226ZM245 196V195H244ZM13 197V198H14ZM17 197V196H16ZM24 197V196H23ZM23 197H21V199L23 198ZM35 197V196H34ZM60 197V196H59ZM77 197H74V198H71V199H73V200H75V198H77ZM87 197V196H86ZM221 197H223V196H221ZM237 197H239V196H237ZM2 198V197H1ZM0 198V199H1ZM32 198V197H31ZM63 199L65 198L64 197V195H63V197H62ZM89 198V197H88ZM214 198V197H213ZM232 198H234V199H236L235 201H237V199L238 200H240L239 198H236V196L235 197H232ZM241 198H242V196H241ZM10 199V198H9ZM16 199V198H15ZM42 199V198H41ZM52 199V198H51ZM58 199V198H57ZM60 199V198H59ZM93 199V198H92ZM164 199V198H163ZM243 199V198H242ZM11 200V199H10ZM25 200V199H24ZM24 200H22V201H24ZM65 200H66V198H65ZM65 200H63L64 202H65ZM68 201H71L70 199H67ZM72 200V201H73ZM87 200H89V199H87ZM91 200V199H90ZM192 200V201H191ZM211 200H214V199H211ZM232 200V199H231ZM4 201V200H3ZM2 201V202H3ZM16 201H17V199H16ZM36 201V200H35ZM49 201V200H48ZM57 201V200H56ZM60 201V200H59ZM62 201V200H61ZM71 201V202H72ZM93 201V200H92ZM160 201V205L158 204V202ZM172 201V200H171ZM178 201V200H177ZM234 200H233V202H235ZM8 202V201H7ZM42 202V201H41ZM87 202V201H86ZM87 202V203H88ZM167 202V201H166ZM174 202V201H173ZM176 202V201H175ZM207 202V201H206ZM230 202V201H229ZM1 203V202H0ZM5 203H6V201H5ZM17 203H18V201H17ZM17 203L15 204V206H17ZM21 203V202H20ZM26 203V202H25ZM28 203V202H27ZM66 203V202H65ZM79 203H81V202H79ZM86 203V204H87ZM90 203V204H91ZM165 203V202H164ZM171 203V202H170ZM22 204V203H21ZM40 204V203H39ZM38 204V205H39ZM73 204V203H72ZM86 204H84L85 206H86ZM169 204V203H168ZM172 204V203H171ZM233 204V203H232ZM236 203H234L233 205H235ZM26 205V204H25ZM29 205V204H28ZM37 205V206H38ZM54 205V204H53ZM67 205H68V207H69V204H66V205H64V207L66 206L67 207ZM74 205V204H73ZM79 205V204H78ZM164 205H166V204H164ZM30 206V205H29ZM88 206H89V204H88ZM168 206V205H167ZM170 206V205H169ZM228 206V205H227ZM226 206V208L224 209L223 208V211L221 212L220 210H222V209H219L218 208V211H220L221 213L220 214H223V212L225 213V212H227L228 210H229V206L227 207ZM6 207V206H5ZM9 207V206H8ZM18 207V206H17ZM16 207V208H17ZM22 207V206H21ZM32 207V206H31ZM40 207H42V206H40ZM52 207V206H51ZM67 207V208H68ZM74 207V206H73ZM72 207V208H73ZM79 207V206H78ZM81 207V206H80ZM84 207V206H83ZM202 207V208H201ZM234 207V206H233ZM7 208V207H6ZM27 208V207H26ZM48 208V207H47ZM67 208H66V210L64 211V209L65 208H62L61 207V210L63 209V211L66 213V219H68L69 218V222H73V224H74V221L76 220V218H77V222H75V223H81L80 221H82V220H79V222H78V218L80 217L79 216V213L77 214L78 216H76V214H74L73 213V211H70L69 209H68V211H67ZM82 208V207H81ZM81 208H79V211L81 210ZM95 208V209H94ZM193 208V207H192ZM194 208H196V207H194ZM193 208V209H194ZM9 209V208H8ZM8 209H6V211L8 210ZM14 209V208H13ZM18 209H20V208H18ZM23 209V208H22ZM21 209V210H22ZM45 209V208H44ZM74 209H77L76 207L75 208H73V210ZM88 209V208H87ZM166 208H164V210H165ZM187 209V208H186ZM200 209H203V211L202 210H200ZM213 209V208H212ZM232 209V205H231V208H230V210ZM51 210V209H50ZM84 210V209H83ZM173 210V209H172ZM176 210V209H175ZM195 210V209H194ZM20 211V210H19ZM18 211V212H19ZM47 211V210H46ZM85 211V210H84ZM83 211V212H84ZM133 211V213H135L134 211H136V213H137V216H134V215H132L131 214V212ZM17 212V213H18ZM22 212V211H21ZM28 212V211H27ZM34 212V211H33ZM55 212V211H54ZM70 212L71 213H73L74 215H72V214H70ZM86 212V211H85ZM163 212V213H162ZM9 213V212H8ZM8 213H6V216H8L9 214ZM23 213V212H22ZM43 213V212H42ZM67 213H69L70 214V216L67 218ZM82 213V212H81ZM184 213V212H183ZM191 213V212H190ZM192 213V214H193ZM228 213V212H227ZM13 214V213H12ZM19 215H21V213L19 212L18 213ZM26 214V213H25ZM57 214V213H56ZM56 214H54V215H56ZM174 214V215H173ZM191 214V215H192ZM16 215V214H15ZM84 215V214H83ZM6 216H5V219H6V221H9V219L10 218H6ZM17 217H18V220H20L21 219V216H18V215H16ZM15 216V217H16ZM74 216H76V218H73ZM178 217V216H177ZM177 217H175V219L174 220H178V219H180L181 220V218H179L178 217V219H177ZM190 217V218H191ZM51 218H54L53 216L51 217ZM81 218V217H80ZM190 218H189V220H190ZM8 219V220H7ZM13 219V218H12ZM11 219V220H12ZM66 219H65V221H66ZM152 219V218H151ZM162 219V220H161ZM16 220V219H15ZM15 220H13L14 222H15ZM17 220V224H20V222ZM41 220V219H40ZM53 220V219H52ZM56 220V219H55ZM170 219L169 220H165L164 221V223L163 224H165V222L166 221H168L169 223H170V226L173 224V223H176L175 221L173 222V221H171ZM216 220V222L217 223H215L214 221ZM33 221V220H32ZM87 221H89L88 219H87ZM91 221V220H90ZM90 221L88 222V223H90ZM93 221H91V223L93 222ZM160 221H158V222H160ZM179 221V220H178ZM24 222V221H23ZM30 222V221H29ZM225 222V221H224ZM227 222H228V220H227ZM25 223V222H24ZM31 223H33V222H31ZM53 223V222H52ZM51 223V224H52ZM61 223V222H60ZM66 223V222H65ZM84 223H86V222H84ZM84 223H83V221H82V225L84 226H80V225H78V224H76V225H78V226H75V224L73 225L72 223L69 225L70 226V228L71 229H69V230H73L74 229V227L77 229V227H78V231L77 230H73V234H74V232L75 231H77L78 233H75V234H77L76 236H72L71 234H69V236H68V239H69V237H70V235H71V237H75V239L76 240H74L73 239V242H72V240H71V238H70V240H71V242H72V244H70V246H67L66 244V246L64 247L66 250H67V248L69 249V252H67L66 250H64V248L62 249V251H63V254L64 255H61V256H59V254H61V253H59V251L58 250H60L59 248L57 249H53V254H55V251L57 252V254H55V255H53L52 254V256H51V251L48 249V251H50V252H47L46 253V251H45V255L43 254V256H45L44 258H47L46 257V254H48L49 253V255L51 256V257H49V258H47V260L49 261L50 260V258H53V256H55L54 257V259H52V260H50L49 261V263H51V264H80L81 262L83 263V261L86 263V264H90V263H92L93 262V260H91V262H89L90 261V259H88V260H86V261H88V262H86L85 261V258H86V254H84L85 252H83L82 250H83V247H81L82 246V242H81V240H79L80 238H81V236H82V234H83V232H82V228L84 229L85 228V225L87 224H85L84 225ZM167 223V222H166ZM168 223V224H169ZM179 224H178V227H179V225H182V223H180V221L178 222ZM186 223V222H185ZM184 223V224H185ZM189 223H190V221H189ZM200 225V229L199 228H197V226L196 225H198V224ZM38 224V223H37ZM48 224V223H47ZM69 224V223H68ZM113 224H114V222H113ZM123 224V223H122ZM162 224V225H163ZM188 224V223H187ZM22 225H23V223H22ZM25 225V224H24ZM23 225V226H24ZM30 224H28L27 226L29 227V228H31L30 226H29ZM53 225V224H52ZM65 225V224H64ZM73 225V227H71ZM90 226H91V224H89ZM167 225V224H166ZM173 225H175V229H177V223L176 224H173ZM220 225V224H219ZM17 226V225H16ZM27 226L25 225V227H26V230H25V227H23L24 228V230H25V233H23L22 234V229L20 230L21 231V235L19 236H17V234H16V239H15V237H14V239H15V241H13V246L11 247L12 249H10L9 247H8V249H10V253L6 256H4L3 258H1V263H3V264H31L33 261L34 262H36L35 260H34V258H31V256H33V255H31L32 253H34V256L36 255L37 256V254L35 253V250H38V249H36L34 246L35 245H33L34 244V239H33V237H35L36 236V238H37V234L36 233H33V231H30L28 228H27ZM88 226V225H87ZM168 226V225H167ZM184 226V225H183ZM183 226H180V227H183ZM187 225H185V227H186ZM20 227V225H18V228ZM36 227V226H35ZM80 227H82L81 229H80ZM131 227V226H130ZM172 227V226H171ZM188 227V226H187ZM197 228V230H196V228ZM215 227V228H214ZM263 227V226H262ZM21 228H22V226H21ZM134 228V227H133ZM173 228H174V226H173ZM254 228V227H253ZM20 229V228H19ZM27 229L29 230V231H27ZM54 229V228H53ZM87 229V227L85 228V230ZM217 229L218 231V233H216L215 232V230ZM254 229H256V228H254ZM31 230H34V229H31ZM85 230H84V232H85ZM88 230V229H87ZM86 230V231H87ZM180 230H181V228H180ZM226 230V229H225ZM27 231V232H26ZM39 231V230H38ZM61 231V230H60ZM70 231V232H71ZM200 231V232H199ZM227 231V230H226ZM254 231V230H253ZM258 231V230H257ZM256 231V232H257ZM17 232H18V234H20L19 233V231L17 230ZM34 232H37V229H36V231L34 230ZM140 232V231H139ZM183 232V233H182ZM194 232V233H195ZM33 233V234H32ZM40 233V232H39ZM51 233V232H50ZM64 233V232H63ZM62 233V234H63ZM68 233V232H67ZM125 233H127V232H125ZM193 233V232H192ZM197 233V234H198ZM251 233H252V231H251ZM250 233V234H251ZM34 234H35V236H34ZM46 234V233H45ZM85 234V233H84ZM111 234V233H110ZM197 234H194V235H196V236H198ZM199 234V235H200ZM257 234V233H256ZM194 235H192V236H194ZM200 235V236H201ZM216 235V236H215ZM261 235V234H260ZM39 236V235H38ZM65 236H67V235H65ZM123 236V237H122ZM172 236V237H171ZM199 236V237H200ZM215 236V237H214ZM230 236V235H229ZM32 237V238H31ZM42 237H43V234H42ZM205 237H202V238H205ZM256 237V236H255ZM175 238V239H176ZM183 238V239H184ZM188 238H190V237H188ZM192 238V237H191ZM193 238H195V236L193 237ZM231 238V237H230ZM257 238V237H256ZM33 239V240H32ZM51 239V238H50ZM64 239H65V237H64ZM67 239V243H68V240ZM82 239V238H81ZM119 239V238H118ZM187 239V238H186ZM196 239V238H195ZM207 239V240H208ZM227 239H228V236H227ZM32 240V241H31ZM123 240H125V241H123ZM171 240V239H170ZM193 241H194V239H192ZM203 240V239H202ZM205 240V239H204ZM57 241V240H56ZM173 241H177V240H173ZM181 241H182V239H181ZM36 242V241H35ZM46 242V241H45ZM117 242V241H116ZM123 242H125V243H123ZM168 242V241H167ZM84 243V242H83ZM127 243H128V241H127ZM212 243V242H211ZM222 243H224V244H222ZM40 244V243H39ZM38 244V245H39ZM47 244V243H46ZM49 244V243H48ZM86 244V246L88 247L89 245H88V243H85ZM84 244V245H85ZM222 244V245H221ZM45 245V244H44ZM73 247H72V246ZM137 245V244H136ZM181 245V244H180ZM245 245H247V244H245ZM256 245H258V244H256ZM46 246V245H45ZM139 246V245H138ZM136 247V248H138V249H136V255L135 256H133V258H135V259H133L134 261L131 263V264H144V261L145 260H141V258L142 257H140V258H138V255H143L144 254V256H145V254L147 253V249L146 248H144L145 247V245L143 246V245H140L139 247ZM227 246V245H226ZM259 246V245H258ZM39 247V246H38ZM44 247V246H43ZM71 247V248H70ZM90 247V246H89ZM95 247V248H94ZM117 247V248H116ZM129 249H128V248ZM230 247V246H229ZM232 247V246H231ZM249 247H250V245H249ZM97 248V249H96ZM131 248H134V247H131ZM145 250H144V249ZM228 248V247H227ZM35 249V250H34ZM43 249H46V248H43ZM41 250L42 251V253H44L43 251L44 250ZM51 249V250H52ZM80 249H81V251H80ZM88 249V248H87ZM86 249V250H87ZM92 249V250H91ZM95 249V250H94ZM135 249V248H134ZM141 249H143V250H141ZM248 249V248H247ZM55 250V251H54ZM85 249H84V251H86ZM88 250V251H89ZM130 250H132V249H130ZM141 250V251H140ZM236 250V249H235ZM242 250V249H241ZM257 250V249H256ZM61 251V250H60ZM67 253H66V252ZM146 251V252H145ZM243 251H245V250H243ZM255 251V250H254ZM82 252V253H81ZM94 252V253H93ZM99 252V251H98ZM98 253V254H101V253ZM124 252H122V253H124ZM141 252H143V253H141ZM145 252V253H144ZM239 252V251H238ZM250 252V251H249ZM59 253V254H58ZM79 253V254H78ZM213 253V254H214ZM252 253V252H251ZM2 254V253H1ZM94 254V255H93ZM96 254V255H95ZM243 254V253H242ZM31 255V256H30ZM57 255V256H56ZM84 255H85V257H84ZM127 255V256H128ZM215 255V256H216ZM228 255V254H227ZM232 255V254H231ZM63 256V257H62ZM100 256V255H99ZM238 256V255H237ZM236 256V257H237ZM1 257H2V255H1ZM39 257V256H38ZM115 257V258H114ZM130 257V256H129ZM131 258V257H130ZM215 258V257H214ZM213 258V259H214ZM225 258H226V256H225ZM224 258V259H225ZM227 258H230V256L229 257H227ZM231 258H232V256H231ZM234 258V257H233ZM240 258V257H239ZM250 258V257H249ZM31 259H33L32 261H31ZM39 259V258H38ZM87 259V258H86ZM142 259H145V257L144 258H142ZM219 259V257L217 258V260ZM100 260H99V262H100ZM126 260V259H125ZM223 260V259H222ZM226 260V259H225ZM229 260V259H228ZM234 260H236V262H237V260H240V259H235L234 258ZM41 261V260H40ZM44 261V260H43ZM52 261V262H51ZM122 261V260H121ZM132 261V260H131ZM232 261V260H231ZM254 261V260H253ZM33 262V263H34ZM38 263H40V264H42L43 262L41 261V262H39V261H37ZM45 262V261H44ZM96 262V261H95ZM94 262V263H95ZM124 262V261H123ZM123 262H121V263H123ZM126 262H127V260H126ZM129 263H130V261H128ZM146 262V261H145ZM240 262V261H239ZM37 263V264H38ZM84 263V264H85ZM118 264H120L119 263V261L117 262ZM44 264V263H43ZM93 264V263H92ZM96 264V263H95ZM125 264V263H124ZM146 264V263H145ZM234 264V263H233ZM235 264H237V263H235Z\"/></svg>",
  "mask_w": 264,
  "mask_h": 264
}]
</instances>
